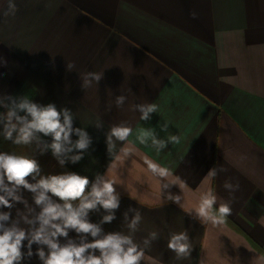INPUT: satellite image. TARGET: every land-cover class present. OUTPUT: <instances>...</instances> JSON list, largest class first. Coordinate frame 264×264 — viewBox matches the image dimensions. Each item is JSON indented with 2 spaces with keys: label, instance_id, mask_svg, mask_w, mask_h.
<instances>
[{
  "label": "crops",
  "instance_id": "crops-1",
  "mask_svg": "<svg viewBox=\"0 0 264 264\" xmlns=\"http://www.w3.org/2000/svg\"><path fill=\"white\" fill-rule=\"evenodd\" d=\"M12 2L17 11L5 16L9 0H0V58L7 61L0 66V95L70 108L73 126L84 128L92 143L80 162L63 168L51 152L41 155L35 144L15 145L2 135L0 152L32 155L44 174L73 171L94 180L107 173L116 180L120 208L102 227L127 231L123 213L138 209L135 242L145 247L143 239L159 232L141 264H264V0ZM88 73L103 75L97 82ZM121 95L126 100L118 108ZM141 104L156 106L148 121L134 109ZM117 124L131 128L114 149H127L128 159L107 150L106 133ZM154 139L167 146L157 151ZM148 162L165 169L166 180ZM213 168L223 171L208 176ZM164 182L169 189L161 190ZM169 191L183 207L166 201ZM24 195L31 203V193ZM205 199L214 203L197 219ZM222 205L230 215H221ZM12 214L15 219L16 208ZM104 214L91 212V222ZM184 231L191 256L177 259L168 238ZM24 264L41 262L33 256Z\"/></svg>",
  "mask_w": 264,
  "mask_h": 264
},
{
  "label": "clouds",
  "instance_id": "clouds-1",
  "mask_svg": "<svg viewBox=\"0 0 264 264\" xmlns=\"http://www.w3.org/2000/svg\"><path fill=\"white\" fill-rule=\"evenodd\" d=\"M16 11L15 3L9 0V12L4 15H15ZM0 66L6 67L7 61L0 58ZM102 75L88 73L97 82ZM89 86L90 81L85 78L83 87ZM125 100L123 95L117 97L116 106L122 107ZM0 108L5 110L0 111V125H3L0 135L5 140L15 145L35 144L37 152L41 155L51 152L62 168L69 162H80L92 143L84 128L73 126L74 113L68 107L58 109L55 103H37L27 95H0ZM134 109L142 113L140 119L143 121H148L150 113L156 112L154 104L134 105ZM95 127L102 129V122L97 121ZM166 129L167 124L162 127V130ZM73 134L79 137L75 141ZM130 134L131 128L124 124L113 125L108 130L106 143L110 156L120 160L130 157L127 149L122 148L119 154L114 151L115 142L126 141ZM169 139L173 143L179 142L176 136ZM153 144L157 151L167 146L163 140L154 139ZM148 168L154 176L166 180L165 169L151 162H148ZM218 171L223 169L213 168L208 176L215 177ZM116 185L117 181L107 173L97 174L94 180L73 171L44 174L34 156L0 152V264H24L33 256L38 257L41 264H141L146 247L159 239V232L152 231L143 239L145 247L135 242L134 234L139 231L142 215L138 209L130 207L123 213V226L127 231L105 233L102 226L115 220L116 210L120 208L121 198ZM170 186L164 182L161 190ZM225 187L231 185L226 183ZM25 192L31 193V203ZM166 201L183 207L181 196L170 191ZM212 203L214 201L205 199L196 218H206L205 205ZM17 205H23V210ZM101 209L106 214L98 223L91 222L90 213ZM219 211L222 216L231 214L227 205L220 206ZM132 213L134 215H130ZM70 232H75L76 237H70ZM33 245L37 246L35 251ZM167 247L177 259L191 256L187 231L170 233Z\"/></svg>",
  "mask_w": 264,
  "mask_h": 264
}]
</instances>
